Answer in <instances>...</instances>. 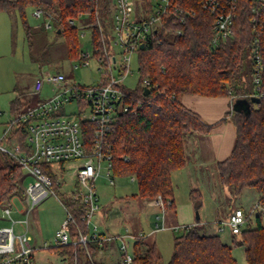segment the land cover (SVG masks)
<instances>
[{
    "label": "trees",
    "instance_id": "trees-1",
    "mask_svg": "<svg viewBox=\"0 0 264 264\" xmlns=\"http://www.w3.org/2000/svg\"><path fill=\"white\" fill-rule=\"evenodd\" d=\"M172 3L174 8L183 7L186 12L179 14L185 20L174 14L139 50V83L127 91V101L136 110L120 114L109 134L113 172L138 179L139 192L135 196L145 200L162 196L165 210L172 209L175 207L172 171L186 165V140L194 134L208 135L220 124L232 120L236 127L235 143L231 154L217 161V177L221 185L231 186L236 194L248 187L260 194L254 224L247 215L246 227L234 235L240 236L235 244L246 248L248 264H264V7L260 8L261 17L254 30L251 18L256 1L239 0L232 35L214 45L216 15L204 8L201 0H173ZM28 5L41 8L46 18L53 19L56 33L66 36L71 56H80L77 28L71 20L85 14L96 21L98 13L104 23L101 25L106 27L108 0H0V11L20 14L29 38L32 26L27 20ZM193 10L194 14H187ZM97 31V25L93 26L95 42L99 39ZM257 36L263 54L259 84L253 79L256 63L253 41ZM145 79L151 82L148 93ZM186 93L229 95L234 102L246 98L250 105L246 110L232 105V110L222 119L207 123L182 103L181 96ZM253 96H258L260 101H252ZM23 105L19 98L14 99L12 113L22 111ZM24 140V135L17 138V141ZM25 175L18 162L5 157V163L0 166V204L8 205L12 196L25 193ZM56 185L59 187L58 182ZM74 194V201L70 203L75 215V222L71 223L73 237L79 230L85 234L90 232L88 221L83 218L87 206L76 202ZM190 196L197 207L202 205L199 188H193ZM199 223L200 218L175 236L174 251L167 264H238L232 247L217 234L201 232ZM142 243L140 238L132 245L135 252L132 264H161L156 245H148L141 251ZM104 247L97 240L90 241L87 247L79 242L58 246L70 264L76 259L82 264L83 258L85 264H103L96 263L94 256Z\"/></svg>",
    "mask_w": 264,
    "mask_h": 264
},
{
    "label": "built area",
    "instance_id": "built-area-1",
    "mask_svg": "<svg viewBox=\"0 0 264 264\" xmlns=\"http://www.w3.org/2000/svg\"><path fill=\"white\" fill-rule=\"evenodd\" d=\"M255 1L251 18L254 30L257 29L258 19L261 17L260 8L264 7V0ZM114 2L110 32L98 42L93 40L94 54L99 61L100 81L86 84L61 70L43 71L35 80L34 90L41 93L45 84L51 83L54 94L48 99L38 100L36 104L22 111L12 113L0 136V151L21 165L26 174L25 180L31 177L25 189V200L29 206L27 214L51 194L56 182L60 183V176L64 177L66 171L72 169V175L80 185L74 198L76 202L87 206L83 218L90 226L100 207L96 180L104 175L110 184H116L109 134L120 114L136 110L127 101V91L130 88L124 84L125 77L133 72V55L143 49L142 43L146 46L170 17L186 12L183 7L177 6L175 9L173 0H143V11L137 7L136 0ZM201 3L216 15L212 44L219 45L233 33L239 0H201ZM189 13L194 14L195 11H188L187 14ZM43 14L41 8L36 9L35 15ZM180 17L182 21L185 20L184 15ZM71 22L75 23V20ZM51 26L49 22L47 27ZM103 28L100 25L102 31L105 30ZM253 53L256 60L254 79L259 84L263 69L259 36L253 41ZM91 57L92 53L89 51L80 52V58L85 60V64ZM78 65L75 64L74 68ZM144 83L145 87L151 85L148 79ZM72 101L77 102L79 110L70 115L67 113V105ZM3 113L0 109V117ZM22 135L25 136L24 142L17 141ZM161 198L160 196L157 199L159 203H155L164 204ZM66 209L67 217L54 235L53 247L77 242L87 247L90 241L104 243L119 239L122 262L133 263L135 252L133 246L130 248V243L133 245L137 239L143 238L144 232L102 235L97 232L85 234L79 230L73 237L71 223L75 222V215L70 208ZM10 213L9 205L0 204V264H37V246L33 244L29 234L27 219L19 220L25 224L21 233L15 231L16 220L12 224L1 223ZM247 221L246 212L242 208H236L222 221L219 230L224 231L227 226L232 234H239L246 227ZM73 264H79L78 260Z\"/></svg>",
    "mask_w": 264,
    "mask_h": 264
},
{
    "label": "rangeland",
    "instance_id": "rangeland-1",
    "mask_svg": "<svg viewBox=\"0 0 264 264\" xmlns=\"http://www.w3.org/2000/svg\"><path fill=\"white\" fill-rule=\"evenodd\" d=\"M114 1L108 0V12L104 20L106 27L103 26L105 29L103 31L100 25L104 23L98 13L96 21H92L85 14L75 18L74 27L77 28L79 51L92 53L91 59H88L86 64L79 55L71 56L66 36L56 33L53 19L46 18L45 14L35 15L37 7L33 5L26 7L27 20L32 26L30 38L26 34L18 12L0 11V109L4 111L0 117V136L12 117L14 99L19 98L24 103L23 109H25L36 104L38 100L48 99L54 94L51 83H46L41 93H36L34 90L35 80L43 71L61 70L86 84L100 81L101 73L98 69L99 61L94 54L92 31L93 26L97 25L98 40L106 38L110 32V16L115 8ZM136 4L143 11V0H136ZM49 22L53 26L46 27ZM75 64H79L78 67L74 68ZM131 69L133 72L125 77L124 84L129 88H135L140 77L137 53L133 55ZM78 110L76 101L67 105V113L70 115ZM6 156L0 151V166L5 163ZM195 168L197 166L190 167L188 172L180 170L175 173L173 178L175 207L167 211L164 204L155 203H159L157 199H160V196L152 200L135 196L139 192V183L137 178H132V175H116L114 185L109 183L107 177L101 175L96 180L100 207L94 214L90 229H94L96 223L99 224V231H108L106 232L108 234L117 233L125 227L137 232L143 230L146 235L143 237L144 243L141 244L140 250L144 251L148 245L155 244L161 264H167L174 251L175 236L187 225L195 224L198 213L200 215L199 230L206 234L219 235L232 247V254L238 264H248L245 246L235 244V240L240 236L232 234L227 226L224 231H221L219 226L236 208H242L247 215H250V221L254 224L260 194L250 187L236 194L231 186L220 184L215 171L209 172V169L202 168V172L198 173ZM30 180V176L25 180L24 189ZM201 180L204 181V187L200 189L203 203L197 207L190 194L193 188H199L192 183ZM59 182V187L55 184L51 194L35 206L29 214H27L29 206L25 200V193L12 196L8 204L11 207V213L1 221L2 224H12L13 220H16L15 231L21 233L24 231L25 224L19 220L27 219L29 234L33 238V244L37 246V264H70L69 260L64 259L60 249L53 247V238L67 217L66 208H71L70 203L74 201L72 192H77L80 185L72 175V169L67 170L64 177L60 176ZM161 199L163 201V198ZM116 241L113 239L104 242L105 247L111 243L114 249L108 250L109 257L100 252L102 249L97 251L94 256L96 263L125 264L121 260V251ZM130 248H132V242ZM82 264H85V258L82 259Z\"/></svg>",
    "mask_w": 264,
    "mask_h": 264
},
{
    "label": "crops",
    "instance_id": "crops-1",
    "mask_svg": "<svg viewBox=\"0 0 264 264\" xmlns=\"http://www.w3.org/2000/svg\"><path fill=\"white\" fill-rule=\"evenodd\" d=\"M182 103L189 109L197 112L202 119L207 123H214L222 119L228 111L232 110V105L234 100L229 95H220V96H205L199 94H190L186 93L181 96ZM236 139V127L232 120L228 119L226 122L220 124L208 135L194 134L191 135L185 142V149L187 155L186 165L182 168H178L172 171V182L175 173L178 171L186 170L189 171L190 167L197 166L195 168L196 172H202V168L209 169V172L216 171V163L219 160H222L228 157L233 149ZM132 178H135L132 176ZM204 181H198L193 186L199 187L202 190L204 187ZM152 202V201H150ZM103 220V217L100 216ZM104 222V221H103ZM105 223V222H104ZM99 224H94V229H90V233L97 232L102 235H120L127 232L137 233V231L125 227L117 233H106L108 231H99ZM154 231V230H152ZM151 231V232H152ZM138 232H144L140 230ZM145 234V232H144ZM146 235V234H145ZM33 240V238H32ZM117 246L119 247L120 240L116 241ZM104 244V243H102ZM111 243H108L106 247L100 250L101 253H104L106 256L108 250H113Z\"/></svg>",
    "mask_w": 264,
    "mask_h": 264
},
{
    "label": "water",
    "instance_id": "water-1",
    "mask_svg": "<svg viewBox=\"0 0 264 264\" xmlns=\"http://www.w3.org/2000/svg\"><path fill=\"white\" fill-rule=\"evenodd\" d=\"M141 47L144 48V43L141 44ZM145 92L148 93L149 92V87H145ZM252 101L254 102H259L260 101V98L258 96H253L251 98ZM249 100L246 99V98H238L234 104H233V107L234 108H237V109H248L249 108ZM200 218V215L197 213V219Z\"/></svg>",
    "mask_w": 264,
    "mask_h": 264
}]
</instances>
